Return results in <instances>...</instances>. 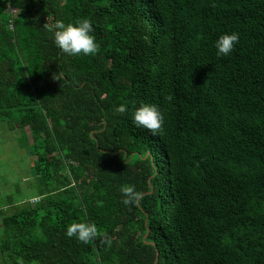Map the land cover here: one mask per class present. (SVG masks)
I'll return each instance as SVG.
<instances>
[{
    "label": "trees",
    "instance_id": "trees-1",
    "mask_svg": "<svg viewBox=\"0 0 264 264\" xmlns=\"http://www.w3.org/2000/svg\"><path fill=\"white\" fill-rule=\"evenodd\" d=\"M83 18L95 55L43 28ZM142 104L162 135L134 125ZM0 121L38 190L0 200V264H264V0H0Z\"/></svg>",
    "mask_w": 264,
    "mask_h": 264
},
{
    "label": "clouds",
    "instance_id": "clouds-1",
    "mask_svg": "<svg viewBox=\"0 0 264 264\" xmlns=\"http://www.w3.org/2000/svg\"><path fill=\"white\" fill-rule=\"evenodd\" d=\"M43 28L53 32V42L61 50L62 53L68 56L77 55H95L98 53L100 45L96 43L93 24L89 19L83 18L76 23H67L61 19H57L54 25H49L47 22ZM239 43L238 33L222 34L215 42L217 56H228L235 45ZM54 80L61 81L63 79L62 72L53 73ZM165 99L169 102L173 99L171 95H166ZM127 111L126 106L120 105L115 109L116 114H124ZM133 123L137 127L147 129L152 135L163 134V115L158 107L150 104H142L133 113ZM125 205H138L144 198V193L139 192L132 185H123L120 188ZM106 235V234H105ZM66 236L75 238L81 243H89L94 239H101L104 243L110 245V240H103L100 230L96 224L88 222H73L66 228Z\"/></svg>",
    "mask_w": 264,
    "mask_h": 264
},
{
    "label": "rangeland",
    "instance_id": "rangeland-1",
    "mask_svg": "<svg viewBox=\"0 0 264 264\" xmlns=\"http://www.w3.org/2000/svg\"><path fill=\"white\" fill-rule=\"evenodd\" d=\"M18 129L11 130L7 122L0 121V200L19 199L37 193L30 185L33 158L27 147L21 146Z\"/></svg>",
    "mask_w": 264,
    "mask_h": 264
},
{
    "label": "built area",
    "instance_id": "built-area-1",
    "mask_svg": "<svg viewBox=\"0 0 264 264\" xmlns=\"http://www.w3.org/2000/svg\"><path fill=\"white\" fill-rule=\"evenodd\" d=\"M11 12L13 13V14H16L17 12H18V10L16 9V8H12L11 9ZM36 200V198L35 199H32V201H35Z\"/></svg>",
    "mask_w": 264,
    "mask_h": 264
},
{
    "label": "water",
    "instance_id": "water-1",
    "mask_svg": "<svg viewBox=\"0 0 264 264\" xmlns=\"http://www.w3.org/2000/svg\"><path fill=\"white\" fill-rule=\"evenodd\" d=\"M158 261V255H157V259H156V261H155V263L154 264H156V262Z\"/></svg>",
    "mask_w": 264,
    "mask_h": 264
}]
</instances>
